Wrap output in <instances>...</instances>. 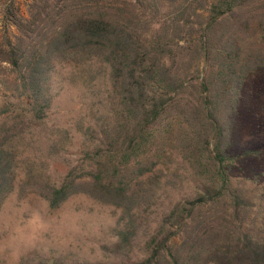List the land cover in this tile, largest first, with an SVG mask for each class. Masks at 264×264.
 I'll list each match as a JSON object with an SVG mask.
<instances>
[{"label":"trees","instance_id":"obj_1","mask_svg":"<svg viewBox=\"0 0 264 264\" xmlns=\"http://www.w3.org/2000/svg\"><path fill=\"white\" fill-rule=\"evenodd\" d=\"M0 6V62L14 76V101L0 102L6 116L0 208L24 158L23 111L30 120L47 117L57 64L100 61L110 68L120 119L100 132L80 127L93 146L82 173L70 170L55 184L29 165L19 186L40 187L52 208L76 194L122 207L116 245L129 251L178 149L198 192L172 204L138 264H264V180L253 176L246 187L232 179L240 114L264 81V0H0Z\"/></svg>","mask_w":264,"mask_h":264},{"label":"rangeland","instance_id":"obj_2","mask_svg":"<svg viewBox=\"0 0 264 264\" xmlns=\"http://www.w3.org/2000/svg\"><path fill=\"white\" fill-rule=\"evenodd\" d=\"M1 24L0 6V37ZM199 68L204 70L203 62ZM11 81L14 76L10 66L0 62V102L14 101L10 96ZM51 90L53 102L44 120H30L23 111L27 118L21 140L24 158L15 188L0 208V264H138L148 256L147 240L172 204L198 192L194 170L176 149L174 162L162 178L155 199L141 213L143 224L132 248L119 250L117 231L125 221L122 207L76 194L52 208L40 187L19 186L29 165L55 184H60L70 170L82 173L88 160L85 151L93 146L85 140L80 127L92 126L100 132L120 119L110 68L100 61L80 66L57 64ZM4 115L0 114V122ZM233 147L238 154L232 172L234 184L252 186L253 176L263 181L264 81H257L251 105L240 114ZM249 147L260 153L242 155L240 151Z\"/></svg>","mask_w":264,"mask_h":264}]
</instances>
